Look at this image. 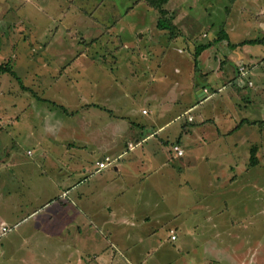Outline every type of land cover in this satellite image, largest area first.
I'll return each mask as SVG.
<instances>
[{"label": "crops", "instance_id": "1", "mask_svg": "<svg viewBox=\"0 0 264 264\" xmlns=\"http://www.w3.org/2000/svg\"><path fill=\"white\" fill-rule=\"evenodd\" d=\"M20 1L0 0V35L6 34V29L11 28L12 23H17L13 20L16 14L27 16L20 5L24 3ZM166 5L170 12H175L177 7L186 13L193 9L223 12L221 22L225 24L226 35L218 39L220 30L213 33L209 39L212 45L200 51L196 62L193 60L198 71L193 68L192 72H187L185 69L187 78L184 76L185 80L174 83L172 88L169 86L172 93L168 96L155 93L154 88L152 92L142 91L141 98L153 106L154 116L157 111L156 117H150L148 121L130 120L126 131L120 130V127L121 134L114 132V129L107 128L106 123L113 121L117 124L116 120L123 123L120 118L125 117L104 112L103 104L110 98L106 94L108 87L91 84L89 92L91 96H96L95 99L90 102L85 97V101L79 100L78 109L76 107L73 110L71 107L70 115L66 116L68 120L62 121L54 119L52 115L39 113L18 116L12 113L11 108L6 110L3 103L0 104V107H4L0 110V134L4 129H17V125H21L14 135L22 132L29 135L24 138L31 139L30 136L38 134L34 142L39 146V158L48 159L37 164L38 160L28 162L26 157L18 156L22 152L19 141L15 144L18 148L15 152L6 146L0 147V264H182L174 245L178 250H184L183 233L187 232L184 218L189 204L184 194L187 196L190 177L187 175L185 179H177L173 186L170 185L171 180L166 178L177 172H189L191 167L194 169L196 164L184 162L186 155H193L203 160L213 159V166L208 162L203 165L214 172L212 176L217 182L228 184L235 181L234 175H226L223 167L233 169V166L219 163L220 159L216 156H221L218 151L222 150L221 147H229L226 153L231 155H235L241 147L249 152L253 148L261 152L264 145L261 138L254 144L243 142L244 137L239 142L225 143L224 136L230 134L234 126L222 129L215 127L211 131L215 116L204 108L201 109L199 122L195 123L197 126L191 125L194 118L187 122L182 117L186 105L178 109V114L172 119L161 122L177 102L180 105V97H188L190 99L186 100L192 106H201L206 101L216 99L225 113L218 122L235 125L233 98L238 85L234 84L239 82L242 85L239 86L242 91L239 96L250 102L257 97V93H261L264 83V0H167ZM40 8L42 10L43 7L40 5ZM189 12L186 15L181 13V18L186 16L181 22L186 24L187 35L197 38V31L194 30L196 24H193L197 19L191 17ZM174 21L176 25L180 24L181 29L178 14ZM239 24H242L241 30H238ZM166 42L162 47L169 48ZM199 42L206 44L209 41ZM152 47L154 45L149 47V51ZM166 53V50L164 54L160 53L161 60L167 57ZM254 53L257 55L253 57ZM212 55L214 61L210 62ZM147 56L149 63L154 55L148 53ZM187 58L190 59V56ZM241 63L253 66L248 67V76L245 78L237 75V67ZM83 64L84 68L88 66L86 62ZM155 67L158 68L157 65L152 66L153 70H156ZM146 68L150 71L149 66ZM202 88L210 89V96L207 92L204 94ZM165 101L167 105H164ZM147 102L146 106L140 108L144 115L152 112ZM82 114L84 117L78 116ZM29 119L31 122L26 125ZM178 119H181L180 125L175 126L176 132L172 135V127L178 123ZM50 120L66 121L70 125L66 128L57 127L50 124ZM182 124L185 126L181 127ZM234 131L231 134H235ZM168 135L175 138L171 140L172 143H178L184 150L183 155L176 159L165 154ZM258 135L262 134L258 132ZM7 136L13 139L12 134ZM158 138L165 140L160 148ZM128 141L137 145L126 155L124 152ZM166 147L168 149L170 145ZM77 148L81 151L78 152ZM4 149L7 150L5 153ZM203 149H208L210 154ZM29 152L26 150L27 155ZM156 153L166 157L158 161L150 157ZM123 154L125 156L120 163L97 169L96 162L101 156L116 158ZM71 157L75 160L72 163ZM64 158L68 161L65 164ZM258 166L257 173H262L264 169L258 161L254 166L245 165V170ZM169 187H174L173 195L167 191ZM2 226L12 229L2 233ZM177 232L182 234L178 236ZM172 233L176 236L173 240L170 238ZM252 249L259 254L258 261L261 264L264 261V241L260 240L259 247ZM256 262L250 260V264Z\"/></svg>", "mask_w": 264, "mask_h": 264}, {"label": "rangeland", "instance_id": "2", "mask_svg": "<svg viewBox=\"0 0 264 264\" xmlns=\"http://www.w3.org/2000/svg\"><path fill=\"white\" fill-rule=\"evenodd\" d=\"M21 1L24 3V5L20 4L21 9L27 16L16 14L17 17H13V20L17 23H12V27L6 29V34L0 35V63L9 65L21 82L10 73L0 71V104L3 103L6 110L11 108L12 113L18 116L39 113L52 115L54 119L63 121V119L68 120L66 116L70 115L71 107L73 110L76 107L78 109L79 100L85 101L86 99L87 102H90L95 99L96 96H91V91L89 92L91 85L108 87L106 94L110 98L106 99L102 109L109 115L111 113L124 115L125 118L119 117L123 123L120 120H116L117 124H114L113 121L106 123L107 128L114 129V132L116 131L118 134L122 133L118 129L120 127H122L120 130L126 131L130 120L148 121L150 117L154 116L153 106L141 98L143 90L150 91L154 88L155 93L168 96L172 93L171 88L174 83L185 80L184 76L187 78L185 69L187 72H192L193 68L195 70L196 67L193 65V60H195L193 58L194 42L197 44L200 43L199 41H210L213 33L218 30L226 33L225 24L221 22L224 18L223 12L212 10L202 12L194 9L189 12L186 8L190 16H195L197 19V22L193 23L196 24L194 30L197 31V38L192 35L189 37L186 32V24L181 22L186 17L181 18V13L186 15L188 12H183L184 9L181 10L177 7L172 13L174 16L178 14L182 31L179 28V23L176 26L187 38V41L170 43L167 48L162 47V44L168 39V36L165 35L168 33L158 23L160 14L142 0ZM40 5L43 7L42 10H40ZM192 6L195 8V5L192 4ZM166 7L165 4L164 8L166 9ZM14 8L16 7L14 6ZM241 29L242 24H239L238 30ZM151 45L154 47L149 51ZM165 50L167 57L161 60V54H164ZM148 53L154 55L150 56V65L147 63ZM181 54H185V56L180 57ZM188 55L190 59L187 58ZM255 55L257 53H254L253 57ZM81 60L88 66L84 68V62L82 63ZM213 61L212 55L210 62ZM251 64H248L249 67H253ZM151 65H157L158 68L155 67L156 70H153ZM146 66L149 68L151 66L150 71ZM197 69L198 67L195 71H198ZM161 82L162 85L159 86ZM263 86L264 83L261 85V93H257V97L251 99L247 104L239 100V94H242V91L234 92L236 95L233 98L235 105L239 103L238 108L235 106L233 108L236 120L246 118L254 120L253 122L256 123L253 126L241 125L235 129V134H231L232 130L230 134L224 136L225 143L230 144L235 140L239 142L243 137V142L251 144L259 142L260 138L264 140ZM71 88L74 89L76 97ZM203 89L202 92L205 94L206 91ZM210 91L208 89L209 93H206L208 96H210ZM175 93L178 94L179 91ZM186 99L190 98L180 97V105L177 102L175 108L162 122L158 117L159 122L163 123L172 119L175 114H178L177 110L186 105L182 117L186 118L187 122V116L192 120L194 118V122L191 123L193 126L197 121L199 122L202 108L215 116V119H212L211 131L215 127L222 129L234 126V123L231 122L224 124L218 122L225 113L216 99L206 101L201 106H192ZM167 101L164 102V105L168 104ZM173 101L174 99L171 100V103ZM146 102L152 112L144 115L140 112V108L146 106ZM4 107H0V110H3ZM82 112L84 113V111ZM84 114L78 116L84 117ZM156 116L157 111H155L154 117ZM180 120L178 119V123L173 125L172 135L176 132L175 126L180 125ZM62 121L50 120L49 123L57 127L64 126L63 128L70 125L66 121ZM29 122L31 119L26 122V125ZM72 126L73 123H71ZM184 126V124L181 125V127ZM21 127V125H17V129H14L15 127H10V130L4 129L0 134V147L6 146L15 152L18 151L15 144L19 141L22 152L19 151L20 155L18 156L26 157L28 162L38 160L37 164L48 161V159L39 158V146L34 142L37 140L38 134L30 136L31 139L24 138L29 135L22 134V132L21 136L16 133L14 135V131L18 132ZM258 132L262 135H258ZM7 134H12L14 140ZM168 138L167 142L170 144L168 143L166 146L170 145L171 149H167L165 146V154L171 159H176L178 155L175 156L172 147L178 145L181 149L183 148L178 143L171 142L175 139L171 135H168ZM164 139L158 138L159 148L165 142ZM210 141L212 140L210 139ZM128 142L125 145V154L129 151ZM77 149L78 152L81 151L80 148ZM221 149L218 150L221 156L216 157L220 159L219 163H228L233 166V169L223 167V171L229 177L234 175L235 181L220 184L212 176L214 172L209 171L203 165L204 162H208L210 166H213L211 163L213 159L203 160L193 155L189 157L186 155L184 162L196 164L194 169L191 167L189 172H177L166 178L171 180L170 185L173 186L177 179H185L184 177L187 178V175L190 177L187 196L184 194V198H188L189 203L186 218H184L187 230L186 233H183L184 250H178L174 245L176 252L180 254L182 264H250V260H257L254 264H260L259 254L252 247H259V241H264V171L258 174L259 166L245 170V165L247 166L249 162V150L241 147L237 149L235 155H231L226 153L229 151V147H221ZM26 150L30 151L29 155L26 154ZM6 151L4 149L3 153ZM203 151L207 152L208 149H203ZM207 153L210 154L209 151ZM125 154L116 157L113 164L120 163ZM105 156L110 157L111 155H103L101 159ZM166 156L156 153L150 157L156 158L158 161L159 158ZM253 156L258 163H262V169H264V145L261 152L255 150ZM62 160L64 164L68 162L66 158ZM73 161L75 160L71 157V163ZM215 161L217 162V160ZM166 173L169 174V171ZM167 191L173 195L174 187H169ZM172 234L175 236L174 233ZM181 234L177 232L178 236ZM153 249L149 251L150 254ZM261 262L264 264V261Z\"/></svg>", "mask_w": 264, "mask_h": 264}, {"label": "trees", "instance_id": "3", "mask_svg": "<svg viewBox=\"0 0 264 264\" xmlns=\"http://www.w3.org/2000/svg\"><path fill=\"white\" fill-rule=\"evenodd\" d=\"M46 1L49 2V0H46ZM142 1L146 5H148L150 8L156 10V12L158 14H160V19H158V23L161 25V28L165 29V31H167V33H168V34H165L166 36H168V39H167V42H166L167 43L166 45L168 47H169V44L170 43H176L178 41H181V42L187 41V38L181 33V31H179V28L174 23V17H175L174 14L164 8V5L166 4L167 0H142ZM218 34H219V38L218 39H221V38H223L226 35L222 31H220ZM211 42L212 41H209L206 44H200V43H197L196 44L194 42V44H195V50H194V55H193V58L195 59L194 62H196V58H197V56H198V54L200 53L201 50H203V49H205V48H207V47H209V46L212 45ZM194 66H195V63H194ZM240 67H243V70H244L243 72L240 71ZM248 67H249L248 64H242L241 63L240 65H238V67H237V75L239 77L240 76L241 77H244V78L247 77L248 75H246V74H248ZM0 71L1 72H8V73H10L11 75L15 76L19 80V82H21L20 78L15 74V72H13L10 69V66L9 65H7V64L4 65V64H1L0 63ZM237 80L243 82L242 79L240 80L239 78H237ZM248 83L250 84V81H248ZM20 85H21V87H23L22 84H20ZM234 86H237L236 92L241 91V88L239 86L242 87V85H240L239 82H236V84H234ZM204 89H206V92L209 93L207 88H204ZM210 93H211V91H210ZM245 99H246L245 97L241 96L239 100L242 101L244 104H247V102H249V101L248 100H245ZM238 104L239 103H237L236 105H234L235 108H238ZM63 110L65 111L64 108H63ZM191 120H188V121H191ZM253 121L254 120H247L246 118H241L238 121L235 119V125H234V127L232 129L234 131L235 129H237L238 127H240L241 125H244V124H246L248 126H253L256 123V122H253ZM261 129L262 128L260 127V130ZM262 141H264V140L262 139ZM255 150L256 149H254V148L252 150H250V156H249V162H248L249 166H254L257 163L256 158L253 156V152ZM173 153L176 156V153L175 152H173ZM182 155H178V156H182ZM3 227H6L7 228L6 231H9L10 229H12V227L10 228L9 226H2V233L3 232H6V231L3 230ZM13 228H14V226H13ZM170 236H172V235H170ZM170 238L172 240L175 239V237L174 238L170 237Z\"/></svg>", "mask_w": 264, "mask_h": 264}, {"label": "built area", "instance_id": "4", "mask_svg": "<svg viewBox=\"0 0 264 264\" xmlns=\"http://www.w3.org/2000/svg\"><path fill=\"white\" fill-rule=\"evenodd\" d=\"M240 71L243 72V67H240ZM204 91H206V89H204ZM188 120H191V117H187ZM136 146V144L132 143V142H128V150L133 149ZM173 151L177 154V155H182L183 154V149H181L178 145H174L172 147ZM115 162V158H111L109 156H105L104 158H102L101 160L96 162V167L98 170H102L105 169L107 167H111L113 165V163ZM3 230L6 231L7 228L3 227ZM172 238H174L175 236L172 234L171 236Z\"/></svg>", "mask_w": 264, "mask_h": 264}]
</instances>
